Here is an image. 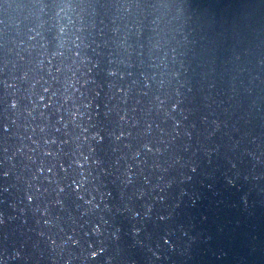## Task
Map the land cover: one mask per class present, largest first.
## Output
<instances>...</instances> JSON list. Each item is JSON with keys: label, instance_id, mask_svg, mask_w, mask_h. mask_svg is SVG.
Segmentation results:
<instances>
[{"label": "water", "instance_id": "obj_1", "mask_svg": "<svg viewBox=\"0 0 264 264\" xmlns=\"http://www.w3.org/2000/svg\"><path fill=\"white\" fill-rule=\"evenodd\" d=\"M0 264H264V0H0Z\"/></svg>", "mask_w": 264, "mask_h": 264}]
</instances>
